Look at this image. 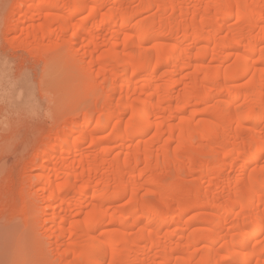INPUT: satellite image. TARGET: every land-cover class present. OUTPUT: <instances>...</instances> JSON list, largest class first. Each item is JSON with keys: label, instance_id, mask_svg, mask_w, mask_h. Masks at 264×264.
Masks as SVG:
<instances>
[{"label": "bare ground", "instance_id": "1", "mask_svg": "<svg viewBox=\"0 0 264 264\" xmlns=\"http://www.w3.org/2000/svg\"><path fill=\"white\" fill-rule=\"evenodd\" d=\"M25 4L7 30L35 43L29 57L65 47L83 75L98 68L104 98L100 84L112 80L106 117L89 112L79 123L69 115L48 131L50 150H36L24 168L38 172L42 188L26 189L22 202L37 195L56 205L47 215L61 224L41 241L63 248L60 264H264V0ZM91 84L78 91L95 93ZM112 122L110 135L99 137ZM106 139L121 141L119 151L99 148ZM52 157L58 164L50 168ZM141 188L153 197L140 196ZM38 202L31 219L45 214Z\"/></svg>", "mask_w": 264, "mask_h": 264}, {"label": "rangeland", "instance_id": "2", "mask_svg": "<svg viewBox=\"0 0 264 264\" xmlns=\"http://www.w3.org/2000/svg\"><path fill=\"white\" fill-rule=\"evenodd\" d=\"M25 3H28V0H26V2L25 0H0V264L38 263V260L34 261L36 258L35 254L45 246L46 247L43 248L44 251H42L43 253L40 252V255L38 254L39 252L37 253V255H39V263L60 264V260L63 256V248H60L59 245L50 247L45 243L46 239L44 242L41 241L44 240L41 238L52 235L56 230L54 228H57L61 224L60 219L55 220L54 222L52 219L53 217L47 215L52 213V209L46 206H49L50 204L51 207H54L56 205L47 199L38 202L36 198L39 194L38 191L42 188L37 180L38 172L24 168L25 165L32 159L36 150H50L49 146L54 142L50 139L51 135L48 134V131L55 126L60 125L63 120L65 121V119L69 117V115V120H78L79 123H82L91 113L100 116V120H103L107 114V111L104 109V99L112 88V80L109 79L108 82L106 81L100 84L106 94L104 95V98L100 96L102 89L95 86L98 82H101V78L99 76L97 77V72L99 71L98 68H94V72L90 73L92 75L87 72L86 74L88 76L86 74L83 75V72L85 73V71H82L80 68L82 63H78L76 60H74L77 62L75 64L69 63L68 61L73 59L69 60V58L65 56V47H62L57 51H53L43 58L34 59L29 57L27 49L31 48V46L35 43L32 42L27 35L8 32L7 30L9 27L8 25H10L14 19L22 17L21 15L24 14L23 8L27 5ZM17 4L19 8H16ZM47 8H49V10L50 8H52L51 10L54 9L53 7ZM67 10L68 11L64 10V12L66 11L65 15L70 12L69 9ZM153 12H156V10H153ZM27 16L30 17V15ZM75 18L78 20L81 16L79 15ZM99 20L101 21V19ZM99 20L96 22V26L99 25ZM237 22L238 19L234 18L231 20L230 24ZM74 32L75 28L73 26V28L71 27L67 33V38L71 39ZM59 35L60 32L55 30L54 34L51 35L50 40L53 42L57 41ZM187 44H189V41ZM82 52H84L83 49L79 51L80 57L83 59L84 57ZM84 61H88V58H84ZM64 62L66 64H64ZM67 63L69 64L67 65ZM214 64L218 63L215 62ZM66 66L69 67L66 68ZM16 69H18V71H16ZM163 70L165 71L166 68L161 69L162 72ZM191 70L192 69L183 70L182 76L192 72ZM111 77H113V75ZM21 79H23L26 83L21 82ZM90 81L92 83L91 85L95 87V93L88 95L84 91H78L81 87H83V85H85V83H89ZM103 81L105 80L103 79ZM236 83L238 82H234V84ZM20 90L22 93H20ZM24 91L25 94H23ZM18 93L22 94L21 97ZM30 95L31 97L33 96V98H29ZM76 107H78L77 111L80 109L78 112L74 110ZM148 107L149 106H147V108ZM72 111H75L77 114L75 115L79 117H73L72 115L74 114H72ZM129 116L130 115L126 118H129ZM198 117L200 116L198 115ZM175 122L177 123V121ZM96 124L97 122L93 121L92 127L94 128ZM113 125L114 122L110 123L108 129L101 134L102 136L100 135L99 137H108ZM129 132L130 131L128 130L126 133L129 134ZM154 133L155 130L150 131V133L145 135L144 138L147 139L149 135L152 136ZM46 136H49V140ZM197 139L199 140V138H196V140ZM106 140L103 141V145L101 144V147L99 148H111L114 153L119 151V148L122 145L121 141L107 140L106 143ZM89 146L90 143H87L84 146L87 150L85 151L88 153L94 150L92 149V146ZM98 150L101 151L100 149ZM114 153H112L110 157L114 156ZM53 154L58 156V154L54 152ZM52 158L53 160L50 158L49 162H45L47 167L52 168L54 164L57 163L56 161L58 159L56 160L55 157ZM140 169H143V166H140ZM25 176L27 177V180ZM26 189H29L31 193L36 191L37 195H34L31 199H29L28 203H26L27 201H24L25 203H23L21 200L22 197L20 196L25 193L24 191H26V193L28 192ZM3 190H6L8 194L5 193V191L3 192ZM139 194L144 197H153L148 195V191L145 188H141L139 190ZM46 195L47 193H45V196ZM128 198L129 196L117 202V204L123 205ZM36 202H38L36 205L41 206V209L43 207L45 210L44 213L47 217L44 216L45 214L42 212L39 213L36 211L39 215H41V217L36 214V216L39 217L34 216L33 219L30 218L33 213L30 214L28 209ZM32 208L34 209V206H32ZM25 210L28 214H26L27 212ZM194 210L195 211H191L189 213L188 217H191V213L197 214V212H200L199 209ZM27 215L29 216L27 217ZM49 219H51V221ZM70 220L72 221V219ZM68 225L69 224L67 223L66 227L69 229ZM117 227L121 228L119 224L107 225L103 230L99 231L98 236L104 235V233L109 231V229H117ZM65 241L66 244L70 242L69 234L66 235ZM43 243L46 245L44 246ZM46 250H51L48 257ZM75 256L76 254H71L68 257V260H72Z\"/></svg>", "mask_w": 264, "mask_h": 264}]
</instances>
